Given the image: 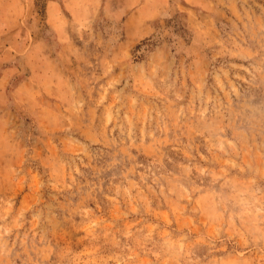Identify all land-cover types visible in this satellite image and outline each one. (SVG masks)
Instances as JSON below:
<instances>
[{
	"label": "rangeland",
	"instance_id": "374dc122",
	"mask_svg": "<svg viewBox=\"0 0 264 264\" xmlns=\"http://www.w3.org/2000/svg\"><path fill=\"white\" fill-rule=\"evenodd\" d=\"M0 264H264V0H0Z\"/></svg>",
	"mask_w": 264,
	"mask_h": 264
}]
</instances>
